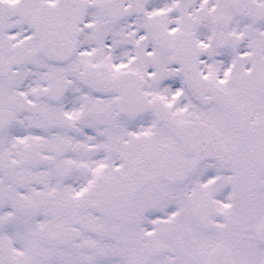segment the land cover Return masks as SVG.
I'll return each instance as SVG.
<instances>
[{
  "label": "snow or ice",
  "instance_id": "snow-or-ice-1",
  "mask_svg": "<svg viewBox=\"0 0 264 264\" xmlns=\"http://www.w3.org/2000/svg\"><path fill=\"white\" fill-rule=\"evenodd\" d=\"M0 264H264V0H0Z\"/></svg>",
  "mask_w": 264,
  "mask_h": 264
}]
</instances>
